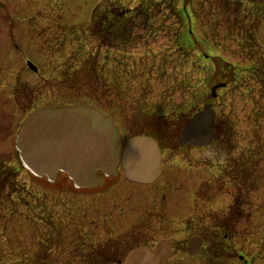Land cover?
I'll list each match as a JSON object with an SVG mask.
<instances>
[{
  "label": "rangeland",
  "instance_id": "obj_1",
  "mask_svg": "<svg viewBox=\"0 0 264 264\" xmlns=\"http://www.w3.org/2000/svg\"><path fill=\"white\" fill-rule=\"evenodd\" d=\"M103 1L0 0V119L11 116L0 125L8 135H0V169L13 167L22 191L17 196L0 191V264H38V250L47 246L43 250L47 257L48 246L64 238V245L53 251L56 264H81L76 251L83 242L109 240L128 232L132 224L141 234L137 238L143 240L142 247L153 249L163 240L184 239L178 247L181 252L163 264H201L200 256L185 254L188 242L201 237L203 230H213L215 217L231 206L238 168L252 172L257 186L246 189V219L235 227L226 256L215 264H264V97L255 83L244 87L246 77L220 92L219 100H211L217 115L233 124V151L222 156L218 142L212 149L166 151L162 175L152 186L133 184L120 172L105 181L102 194L79 193L65 175L50 185L21 166L16 138L20 125L35 110L97 107L123 137L126 134L125 143L134 136L131 125L142 123L138 117L144 110L149 125L144 121L141 133L161 132L164 148L170 149L178 144L186 123L182 119L189 120L209 102L215 80L211 79L213 64L204 56H220L239 69L238 75L253 61L264 67V17L257 18L260 11L251 15L247 4L168 0L164 5L154 0L159 3L157 35L134 47L107 51L89 40L83 29ZM120 1L135 7L147 0ZM191 27L195 44L192 50H184L178 42ZM254 28L258 42L250 45L246 38L255 34ZM88 63L95 64L94 78L84 77V72L78 82ZM202 185L217 198L207 204L196 201ZM243 185L248 186L244 182L242 189ZM49 234L59 240H51Z\"/></svg>",
  "mask_w": 264,
  "mask_h": 264
},
{
  "label": "water",
  "instance_id": "obj_2",
  "mask_svg": "<svg viewBox=\"0 0 264 264\" xmlns=\"http://www.w3.org/2000/svg\"><path fill=\"white\" fill-rule=\"evenodd\" d=\"M225 87H214L212 98ZM215 124L214 106L207 105L185 125L180 146L209 147ZM16 148L24 168L32 175L55 183L64 173L76 189L100 186L96 172L103 171L112 177L120 166L125 177L136 184L151 185L161 175L162 155L154 139L137 137L124 148L112 120L88 107L36 111L24 124ZM201 247V240H193L189 255L196 256ZM172 257L171 244L162 242L154 251L146 248L132 251L124 264H162Z\"/></svg>",
  "mask_w": 264,
  "mask_h": 264
},
{
  "label": "trees",
  "instance_id": "obj_3",
  "mask_svg": "<svg viewBox=\"0 0 264 264\" xmlns=\"http://www.w3.org/2000/svg\"><path fill=\"white\" fill-rule=\"evenodd\" d=\"M236 1H245L251 4H255L258 8H260L261 13L259 16H264V0ZM168 2V0H163L162 4L167 5ZM156 5L158 4H155L154 0H151L141 3L135 9H130L126 7L120 0H105L95 8L92 13L90 22L84 26L83 29L85 31V35L89 37V40L93 39L97 44L101 45L107 50H113L115 48H130L136 45L138 40H141L139 33L149 31V36L153 32L152 23L157 20L155 14ZM254 29L255 30L253 32H255V34L250 33L248 37L249 39L246 38L247 43L250 45L257 44V29ZM210 61L212 62L214 68L212 70L213 72L211 76V79L215 80V83L213 84L225 83L230 85L236 82H240V75H238L237 73V68L233 67L230 64H227L221 58L210 59ZM94 66L95 64L88 63L86 65V70L79 74V77L75 79L78 80V82H82L84 72L86 73L84 77L93 79L96 72ZM246 71L249 73V76L248 80H246V82L244 83V87H247L251 82H254L260 86L261 95L264 97V67L259 66L257 62H253L252 67L250 69H247ZM87 78L85 79L88 80ZM207 99V101L210 102V96H208ZM141 114L142 115L138 118L142 123L131 125V131L134 137L147 135L141 133L140 130H142L141 128L144 127V125H141L144 123V121H147L145 123L146 126L149 125V121L147 120L148 117L146 114H143V112ZM151 117L158 118V116ZM182 122H185V118L182 119ZM133 130H139L140 132L135 133ZM232 130L233 124L231 120H228V118L225 116L222 118H217L215 139L213 143L214 145L217 142L219 143L218 151L221 152L222 156L224 157L231 153L234 148V131ZM159 135H162V133L160 132V134H158L157 139L163 148L164 140L162 136ZM179 151L180 147L178 145V152ZM222 158H220V160H224ZM246 164L252 166L255 165V163L251 161H248ZM1 173H3V171ZM234 173H236L235 175H237V179L235 180L238 183L236 185L237 194L233 197V205L231 206L227 214L223 215L221 218H215L214 232L205 231L203 233V237L210 244V247L203 253L204 264H215L216 260L226 256V249L229 248L228 241L233 237V233L236 230L235 227L246 218L245 210L249 206V199L246 193V189H256L257 186L256 181H258V178H254L253 173L248 171L247 169L240 171L238 168ZM2 175H5L6 181H9L11 172L8 170ZM240 181V184L245 182V184L248 186L242 189L239 184ZM205 189L206 188L203 187L200 190L199 197L208 199L210 198V196ZM122 257L124 258L125 255L116 253V249H114L112 245H103L97 250V252L89 251L87 255L83 256V261L87 264H114Z\"/></svg>",
  "mask_w": 264,
  "mask_h": 264
},
{
  "label": "flooded vegetation",
  "instance_id": "obj_4",
  "mask_svg": "<svg viewBox=\"0 0 264 264\" xmlns=\"http://www.w3.org/2000/svg\"><path fill=\"white\" fill-rule=\"evenodd\" d=\"M1 111V110H0ZM4 117H5V114H4ZM7 117H11L9 114H8V116ZM7 117H5L4 119H0V125H1V123H5V120L7 119ZM21 123V122H20ZM3 126H1L0 127V135H4V138H7L8 137V135H7V130H2L1 131V128H2ZM22 128V124L20 125V129ZM2 132H4L3 134H2ZM171 150H173V149H169V150H165V151H163V152H166V151H170V152H172ZM6 165H7V163H5ZM2 172V171H1ZM0 172V188H1V190H4V191H6V192H8L7 194H12V196H17L18 195V193L19 194H22V191H21V189L19 188V186H18V182H19V180H18V175H17V171H16V174H15V177H14V179H12L11 181H10V184L9 183H7L6 182V179H5V175H2L3 173H5L6 172V170L4 169V171H3V173H1ZM97 176L100 178V179H102V180H104V184H103V186H102V188H103V191L102 192H96L97 190H102V189H96V190H92L93 192H95L94 194H102L104 191H105V188H106V186L107 185H105L106 184V180H109V179H106L105 177H104V174L102 173V172H99L98 174H97ZM0 190V191H1ZM26 191L30 194V195H32V196H34V197H37L38 198V195H34L33 193H32V190L30 191V189H26ZM85 192H87V191H85ZM46 195V194H45ZM161 201V200H160ZM46 202V201H45ZM152 204V203H151ZM40 206L42 207V208H44V205L43 204H40ZM151 206V205H150ZM149 206V207H150ZM141 217V216H140ZM139 217V218H140ZM135 224H132V227H131V229L128 231V232H126V233H124V234H121V235H118V236H116V237H113V236H111V238L109 239V240H105V241H103V242H100V243H98V244H95L94 242H92V241H90V242H83V245H82V247H80V248H82L81 250H79V251H76L77 252V258L79 259V260H81V261H83V256H85V255H87L88 253H89V251H95V252H97V250L99 249V248H101L103 245H106V246H110V245H112V247L114 248V249H116V253H120V254H124L125 255V257L131 252V251H133V250H135V249H139V248H149V247H142V243H143V240H141V239H139L138 240V235H141L140 233H137L135 230H133L134 229V226ZM134 226V227H133ZM213 229H214V226H213ZM215 231V230H214ZM185 232H186V230H185ZM202 232V234H201V236L203 237V231H201ZM207 232H211V230H208ZM174 234H175V231L173 230V236H174ZM54 239H56V238H53V240ZM59 239H56V241H58ZM65 241H66V239L64 238V240L63 241H61V243L64 245V243H65ZM167 241H169V240H167ZM174 241V240H173ZM184 241V239L182 240V241H180V242H171V241H169L171 244H172V251L175 253V255L178 253V252H181L180 250L178 251V247L179 246H183L184 244H185V242H183ZM60 242H57V243H54V244H51V245H49L48 247H49V249L46 251V255H47V258H44V259H42V260H47V261H42L40 264H56L57 262H56V260H55V258H54V255H53V251L56 249V247L59 245H62ZM140 244V245H139ZM204 246H205V242H204ZM47 247V246H46ZM60 248L61 247H59L58 249L60 250ZM79 248V249H80ZM205 248V247H204ZM151 249V248H150ZM57 250V249H56ZM113 251H115V250H113ZM55 252V251H54ZM60 252V251H59ZM125 257L123 258H121V259H119L116 263H114V264H123L124 263V260H125ZM39 264V263H38ZM81 264H87L86 262H81Z\"/></svg>",
  "mask_w": 264,
  "mask_h": 264
}]
</instances>
